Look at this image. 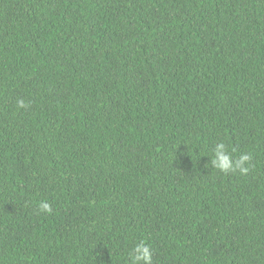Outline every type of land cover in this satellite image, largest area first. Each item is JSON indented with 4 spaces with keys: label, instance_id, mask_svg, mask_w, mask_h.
Segmentation results:
<instances>
[{
    "label": "trees",
    "instance_id": "1",
    "mask_svg": "<svg viewBox=\"0 0 264 264\" xmlns=\"http://www.w3.org/2000/svg\"><path fill=\"white\" fill-rule=\"evenodd\" d=\"M141 240L264 264V0H0V264H131Z\"/></svg>",
    "mask_w": 264,
    "mask_h": 264
},
{
    "label": "clouds",
    "instance_id": "2",
    "mask_svg": "<svg viewBox=\"0 0 264 264\" xmlns=\"http://www.w3.org/2000/svg\"><path fill=\"white\" fill-rule=\"evenodd\" d=\"M19 107H24V101H18ZM252 156L250 153L242 154L238 160H233L231 153L227 146L221 142L218 143L214 149V156L211 159L212 166L222 173H228L229 171H236L237 169L241 174H246L251 167L250 161ZM39 209L45 213H51L52 207L47 201L39 202ZM152 249L143 240L135 244L130 253L131 264H153L152 261Z\"/></svg>",
    "mask_w": 264,
    "mask_h": 264
}]
</instances>
